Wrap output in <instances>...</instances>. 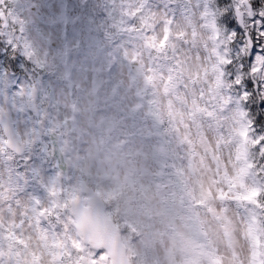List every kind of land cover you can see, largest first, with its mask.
<instances>
[{"label": "clouds", "instance_id": "9594fccd", "mask_svg": "<svg viewBox=\"0 0 264 264\" xmlns=\"http://www.w3.org/2000/svg\"><path fill=\"white\" fill-rule=\"evenodd\" d=\"M0 264H264V0H0Z\"/></svg>", "mask_w": 264, "mask_h": 264}]
</instances>
